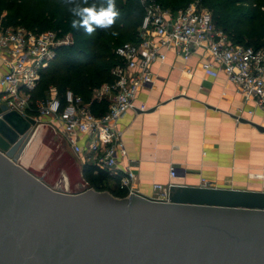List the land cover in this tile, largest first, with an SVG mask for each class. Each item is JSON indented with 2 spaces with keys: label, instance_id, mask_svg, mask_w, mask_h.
<instances>
[{
  "label": "water",
  "instance_id": "95a60500",
  "mask_svg": "<svg viewBox=\"0 0 264 264\" xmlns=\"http://www.w3.org/2000/svg\"><path fill=\"white\" fill-rule=\"evenodd\" d=\"M36 124L0 103V264H264V190L70 191L21 164Z\"/></svg>",
  "mask_w": 264,
  "mask_h": 264
},
{
  "label": "built area",
  "instance_id": "2783aa9c",
  "mask_svg": "<svg viewBox=\"0 0 264 264\" xmlns=\"http://www.w3.org/2000/svg\"><path fill=\"white\" fill-rule=\"evenodd\" d=\"M140 2L144 14L138 41L124 42L116 48L119 61L111 68L113 79L94 87L88 99L70 88L59 94L53 86L46 98L34 99L42 70L60 47L74 42V36L53 29L33 31L6 25V12L0 13V61L4 68L0 103L62 136L83 162L107 172L121 189H127L126 196L139 193L132 186L135 173L129 166L119 165L126 154L119 120L129 110H148L144 102L136 103L137 94L153 81L151 65L164 62L169 50L185 61L201 53L206 57L202 63L205 71L225 74L242 97L243 105L235 113L237 119L244 113L252 115L255 109L264 110V46L232 44L201 0H192L177 10L157 0ZM104 101L107 109L100 112ZM176 175V168L170 166V178ZM172 183H154L155 195L150 198L167 200Z\"/></svg>",
  "mask_w": 264,
  "mask_h": 264
},
{
  "label": "crops",
  "instance_id": "0c3cea01",
  "mask_svg": "<svg viewBox=\"0 0 264 264\" xmlns=\"http://www.w3.org/2000/svg\"><path fill=\"white\" fill-rule=\"evenodd\" d=\"M204 58L197 53L185 61L169 50L164 62L151 65L153 81L137 94L136 103L144 102L148 110H129L119 120L126 150L119 165L135 173L132 186L141 195L152 197L154 183L169 181L264 190V130L255 126L264 129V110L237 119L241 95L223 72L205 71ZM3 71L0 61V77ZM38 126L21 164L51 185L67 183L70 191L78 190L86 163L62 136ZM44 131L53 135L52 147L40 156L42 142L36 138ZM170 166L177 170L173 179ZM109 184L127 194L112 178Z\"/></svg>",
  "mask_w": 264,
  "mask_h": 264
},
{
  "label": "trees",
  "instance_id": "16d2710c",
  "mask_svg": "<svg viewBox=\"0 0 264 264\" xmlns=\"http://www.w3.org/2000/svg\"><path fill=\"white\" fill-rule=\"evenodd\" d=\"M157 1L167 8L177 10L192 0ZM49 2L53 4L55 13L45 15L43 18L36 14L26 28L33 31L53 29L64 33L70 32L74 36V42L60 47L48 67L42 70L33 98L47 97L50 87L53 86L57 88L59 94L70 88L88 99L94 87L113 79L110 71L119 61L116 48L124 42L138 41V27L144 14L143 6L140 0H116V8L120 15L115 23L108 29L97 28L89 36L83 29L72 28V17L66 8L70 5L65 6L62 0ZM88 2L99 7L103 0ZM201 2L211 11L214 24L227 35L232 44L255 48L264 46V0H201ZM13 5L14 1L8 8L11 10ZM4 6L5 1L0 0V13ZM17 17V14L6 12L4 23L11 25ZM106 109L107 102L104 101L99 111L103 112ZM83 173L89 186L97 190H109L115 196H126V192L110 186L107 172L86 163L83 166Z\"/></svg>",
  "mask_w": 264,
  "mask_h": 264
},
{
  "label": "clouds",
  "instance_id": "9594fccd",
  "mask_svg": "<svg viewBox=\"0 0 264 264\" xmlns=\"http://www.w3.org/2000/svg\"><path fill=\"white\" fill-rule=\"evenodd\" d=\"M70 13L71 26L74 29H83L91 36L97 28H110L119 17V10L116 8V0H103L101 6L89 4L88 0H62ZM106 5V6H104Z\"/></svg>",
  "mask_w": 264,
  "mask_h": 264
},
{
  "label": "rangeland",
  "instance_id": "374dc122",
  "mask_svg": "<svg viewBox=\"0 0 264 264\" xmlns=\"http://www.w3.org/2000/svg\"><path fill=\"white\" fill-rule=\"evenodd\" d=\"M1 1H5V6L1 10L2 12L13 13V14L18 15V17L16 18V21L11 23V26H14V27L16 26L29 27L32 18L36 14H39L41 18H43L45 17V15L55 13L54 7L52 6L53 4L49 2L50 0L48 1L47 0H1ZM12 1H14V5H13V8L10 10L8 7L12 4ZM48 95H49V92H48ZM39 138L41 139L39 143L42 142L41 145L38 146L39 147L38 149L40 150L39 154H41L40 156H43L45 154L46 149L51 150L52 146L50 144L51 143L50 141H52L53 135L50 134L49 132L44 131L43 134H39V136L36 139L38 140ZM94 189L97 190V188H94Z\"/></svg>",
  "mask_w": 264,
  "mask_h": 264
}]
</instances>
